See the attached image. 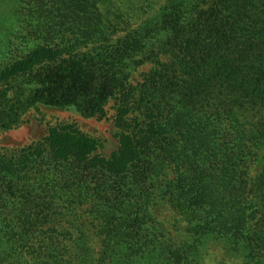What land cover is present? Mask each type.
Segmentation results:
<instances>
[{
	"label": "trees",
	"instance_id": "16d2710c",
	"mask_svg": "<svg viewBox=\"0 0 264 264\" xmlns=\"http://www.w3.org/2000/svg\"><path fill=\"white\" fill-rule=\"evenodd\" d=\"M40 107L119 145L0 150V264H264V0H0V129Z\"/></svg>",
	"mask_w": 264,
	"mask_h": 264
},
{
	"label": "rangeland",
	"instance_id": "374dc122",
	"mask_svg": "<svg viewBox=\"0 0 264 264\" xmlns=\"http://www.w3.org/2000/svg\"><path fill=\"white\" fill-rule=\"evenodd\" d=\"M58 123H76L85 133L99 139L104 145L101 154L105 157H109L118 148L112 111L105 118H86L71 110L40 107L30 111L18 127L12 130L0 129V150L22 148L39 142L47 136L49 128ZM158 215L172 217L169 207H162Z\"/></svg>",
	"mask_w": 264,
	"mask_h": 264
}]
</instances>
